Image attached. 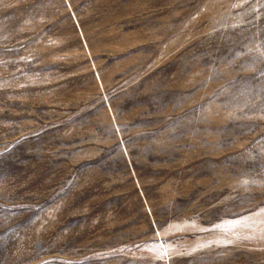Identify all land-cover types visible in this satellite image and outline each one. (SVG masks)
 <instances>
[{"label":"rangeland","instance_id":"374dc122","mask_svg":"<svg viewBox=\"0 0 264 264\" xmlns=\"http://www.w3.org/2000/svg\"><path fill=\"white\" fill-rule=\"evenodd\" d=\"M0 264H264V0H0Z\"/></svg>","mask_w":264,"mask_h":264}]
</instances>
